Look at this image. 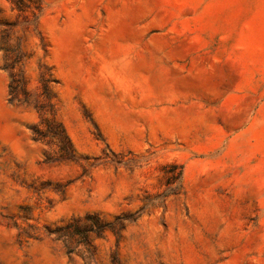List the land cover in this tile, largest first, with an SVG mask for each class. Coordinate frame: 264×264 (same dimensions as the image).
I'll use <instances>...</instances> for the list:
<instances>
[{"label": "rangeland", "instance_id": "obj_1", "mask_svg": "<svg viewBox=\"0 0 264 264\" xmlns=\"http://www.w3.org/2000/svg\"><path fill=\"white\" fill-rule=\"evenodd\" d=\"M20 1L0 47L33 93L45 43L80 161L32 140L0 50V264H264V0ZM88 214L120 237L57 239Z\"/></svg>", "mask_w": 264, "mask_h": 264}, {"label": "trees", "instance_id": "obj_2", "mask_svg": "<svg viewBox=\"0 0 264 264\" xmlns=\"http://www.w3.org/2000/svg\"><path fill=\"white\" fill-rule=\"evenodd\" d=\"M7 1L10 2L12 8L18 12L22 13L25 11V6L20 0ZM37 18L38 16H33L32 20H25L24 23L27 26L32 25L34 30L37 31L38 37L41 39L37 29ZM5 26L8 27L10 25L5 23ZM40 49L42 51V58L38 59L36 62L37 86L35 91L31 93L28 90V83L25 76V67L29 57L20 50V46L12 49L4 42L0 47V50L3 52L2 70L7 73L8 76L7 102L12 106L30 107L37 114L39 122L30 128L32 140L34 142L54 146L56 148V156L53 161L79 163L80 158L77 156L63 125L56 117L57 110L53 101L54 95L51 90L52 85L57 84V80L53 77L51 68L42 61L46 55V45L44 42H40ZM85 167L86 165H82V176L87 175ZM80 220L79 218L73 219L68 221L64 226L59 227L55 232L57 239H71L73 236L79 234L88 237L89 233L93 232L94 224L97 225L98 235L110 231L119 238L121 231L124 229V225L122 224L120 227L114 228L111 226V223L101 219L98 215L88 214L84 217V220L87 221V225L81 226L82 231L77 232V224ZM115 263L119 264V261L115 259Z\"/></svg>", "mask_w": 264, "mask_h": 264}]
</instances>
